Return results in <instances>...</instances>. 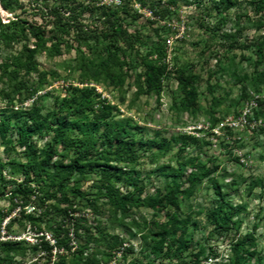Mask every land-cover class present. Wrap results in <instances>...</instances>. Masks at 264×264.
Instances as JSON below:
<instances>
[{
	"label": "trees",
	"instance_id": "trees-1",
	"mask_svg": "<svg viewBox=\"0 0 264 264\" xmlns=\"http://www.w3.org/2000/svg\"><path fill=\"white\" fill-rule=\"evenodd\" d=\"M138 1L141 7L146 4L145 0ZM245 1L256 13L264 11V0ZM26 2L41 23L19 15L4 21L0 16V50L8 51L0 61L1 77L7 80L0 93L8 99L0 107V143L11 150L21 149L18 159L0 158V198L6 196L10 201L6 210L0 207V228L9 216L5 228L15 223L23 228L28 225L34 230L35 242L0 239V264H24L22 260L29 254L43 256L42 264H110L117 254L124 257L128 252L123 247L124 238L115 228H128L126 220L133 216V209L139 208L152 210L160 217L152 220V228L142 234L145 249L154 258L187 250L192 242L191 227L197 226L196 217L204 214L214 234H232L226 259L214 264H249L253 258L262 261L264 257L257 250L258 224L240 232L238 217L246 207L233 203L222 190L223 185L215 177L218 165L213 160L201 159L199 153L182 155L188 143H198L197 137L180 134L168 138L158 133L137 137L140 126L131 117L118 118L117 105L100 97L95 87L89 85L95 82L119 88L133 79L136 95L158 98L171 73L166 62V39L160 33L162 26L144 34L135 25L140 13L133 8L132 0ZM211 2L221 20H225L228 9L239 4L237 0ZM27 3L0 0V7L25 12ZM176 3L177 0H166L167 6ZM153 14L164 18L158 9ZM255 24L258 29L264 26L260 20ZM231 38L236 40L235 35ZM252 44L256 65L249 76L240 77L245 81L241 92L244 100L249 90L259 91L264 85V30ZM64 47H71L76 53L75 69L69 70L77 72L76 79L83 86L70 82L64 88V96L54 95L52 104L44 107L40 99L50 94L45 89L59 74L41 68L38 55L45 52L50 57L58 56ZM217 68L227 70L220 63ZM174 79L178 96L172 98L171 108L177 112L201 110L199 75L190 67H177ZM42 90V95L37 94ZM30 99L32 103L27 105ZM14 100L16 105L12 104ZM222 100L211 96L210 105L204 110L210 130L222 120L216 111ZM255 113L264 118L261 109ZM195 130L204 132L202 128ZM42 136L48 140L38 146L33 138ZM175 146L181 160L156 165L149 174L160 178L162 185L146 192V184L136 169L140 152L150 151V159L155 162ZM7 167L9 179L4 174ZM17 174L23 176L20 182ZM89 181L91 184L84 187ZM205 181L215 194L212 205L198 212L191 210V206L184 211V201H189ZM10 184L13 187L7 189ZM254 184L249 182V192ZM14 197L21 199L22 205L11 216L16 207ZM29 203L34 204V212H25L24 206ZM86 209L92 212L95 224L84 214ZM130 221L139 233L148 228L145 220L131 217ZM205 250L199 243L194 256L198 258ZM31 264L38 263L35 260Z\"/></svg>",
	"mask_w": 264,
	"mask_h": 264
},
{
	"label": "rangeland",
	"instance_id": "rangeland-1",
	"mask_svg": "<svg viewBox=\"0 0 264 264\" xmlns=\"http://www.w3.org/2000/svg\"><path fill=\"white\" fill-rule=\"evenodd\" d=\"M24 1L27 3L26 0ZM110 1L104 0L105 3ZM237 2L239 4L224 13L225 20H221L220 13L215 10L211 0H177V3L172 6H167L166 0H145L146 4L143 7L140 6L138 0H132L133 8L140 13L135 25L144 34H151L152 28L162 26L160 33L166 39V62L169 64L171 73L164 80L160 96L157 98V96L149 94L136 95L132 85L133 79L119 88L95 82H91L89 85H97L100 91L96 87L95 90L100 94V97L117 105L118 118L131 117L140 126L136 130L137 137H151L157 133L168 138L180 134L197 137L198 143H188L182 155L189 156L199 153L201 159L213 160L218 165L215 177L223 185L222 190L228 194L233 203H242L246 207L238 217L241 221L240 232L244 233L251 229L253 224H258L257 250L264 257V125L253 129L239 130L231 129L225 123L230 116H236L244 104L245 100L242 99L241 92L245 81L240 77L249 76L256 65L252 43L263 34L264 26L258 29L255 23L258 20L264 23V11L256 13L245 0H237ZM166 7L169 8V11H166ZM154 9H158L164 18L153 14ZM15 15L28 21H35L37 24L41 23L39 15L33 14L28 3L25 12L9 11L0 7V16L4 21L15 17ZM149 20L153 23L150 24ZM132 28L133 26L130 27V29ZM238 28L241 31H238ZM231 35H235L236 40L231 38ZM15 49H18V46ZM7 52L0 50V61L1 56ZM75 57L76 53L71 47H64L62 53L54 57L47 56L45 52L38 55L41 68L55 70L59 74L45 89L50 94L40 99L44 107L52 104L54 95L64 96V88L70 82L79 87L83 86L76 79L77 72L69 70L75 69ZM219 63L227 70L218 69ZM177 67H190L195 74L199 75L201 110L195 113L177 112L171 108L172 98L178 96L174 79V70ZM237 74H239L238 77H236ZM6 84L7 80L1 77L0 71V91L5 89ZM209 86L213 87L211 91L208 89ZM261 87L264 89V85ZM247 88L249 89V87ZM45 90L39 91L37 94L42 95ZM211 96L223 99L216 108L218 117L222 120L212 130L205 127L208 125V116L204 112L210 105ZM7 102L8 99L3 98L0 93V107L5 106ZM30 103H32V99L26 101L27 105ZM12 104L16 105V101L14 100ZM200 126L204 132H196L195 128ZM47 140V136L33 138L38 146H42ZM20 150L19 147H15L13 150L5 148L0 143V158L2 160L18 159ZM150 153V151L140 152V158L136 164L140 178L146 184V192H152L156 186L162 185L160 178L157 179L153 174H149L156 165L175 164L177 159L181 160L177 158L176 146L159 155L155 162L150 159ZM4 174L9 179L8 167L4 169ZM15 177L17 182L23 179L21 174H17ZM250 181L255 182L251 192L248 187ZM89 184L91 181L86 182L84 187ZM12 187L13 184H10L7 189ZM214 198L215 194L210 183L205 181L189 201H184L183 210L189 211L188 208L191 206V210L198 212L202 208L212 205ZM13 201L16 203V207L11 216L18 212L22 205V200L19 198L14 197ZM0 207L4 210L10 207V201L6 199V196L0 198ZM24 209L25 212L35 211L33 203L26 204ZM84 214L90 218L93 224L96 223V220L92 219L93 214L89 209H86ZM132 215L131 217H135L136 221L145 220L148 228L139 233L130 221L131 217L126 220L128 228H115V232L124 238L123 247H126L128 252L124 257L117 254L109 262L110 264H133L134 262L136 264H214L216 260L226 259L229 253L232 234H214L211 226L207 224L204 214H199L196 217L198 225L191 227L192 242L187 250L182 254L170 257L161 255L154 258L145 249L146 243L142 234H146L148 229L152 228V220L160 217L156 216L152 210L144 208L133 209ZM8 218L9 216L5 218L0 228V239H26L30 243L35 242L34 230L28 225L23 228L20 224L15 223L6 229ZM141 229H143L142 223ZM199 243L206 250L203 255L196 258L194 253ZM35 260L38 264L45 261L43 256L33 257L29 254L22 262L31 264ZM14 264L17 263L14 262ZM249 264H264V259L257 262L256 258H253Z\"/></svg>",
	"mask_w": 264,
	"mask_h": 264
},
{
	"label": "built area",
	"instance_id": "built-area-1",
	"mask_svg": "<svg viewBox=\"0 0 264 264\" xmlns=\"http://www.w3.org/2000/svg\"><path fill=\"white\" fill-rule=\"evenodd\" d=\"M93 86L100 91L97 85ZM259 109L264 111V89L262 88L259 91L249 90L248 97L244 101V104L238 111L237 115L234 117L230 116L226 119V126L231 129L235 128L239 130H242L243 128L253 129L254 127L263 126L264 118L262 116L256 117L255 113ZM205 127L209 128V123Z\"/></svg>",
	"mask_w": 264,
	"mask_h": 264
},
{
	"label": "clouds",
	"instance_id": "clouds-1",
	"mask_svg": "<svg viewBox=\"0 0 264 264\" xmlns=\"http://www.w3.org/2000/svg\"><path fill=\"white\" fill-rule=\"evenodd\" d=\"M198 128H202V127H198ZM198 128H197V129H198Z\"/></svg>",
	"mask_w": 264,
	"mask_h": 264
}]
</instances>
